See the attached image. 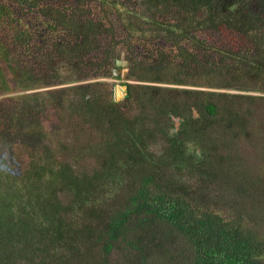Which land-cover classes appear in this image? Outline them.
<instances>
[{
	"label": "trees",
	"instance_id": "trees-1",
	"mask_svg": "<svg viewBox=\"0 0 264 264\" xmlns=\"http://www.w3.org/2000/svg\"><path fill=\"white\" fill-rule=\"evenodd\" d=\"M257 115L264 0H0V264H264Z\"/></svg>",
	"mask_w": 264,
	"mask_h": 264
},
{
	"label": "rangeland",
	"instance_id": "rangeland-1",
	"mask_svg": "<svg viewBox=\"0 0 264 264\" xmlns=\"http://www.w3.org/2000/svg\"><path fill=\"white\" fill-rule=\"evenodd\" d=\"M142 9V8H141ZM173 18V17H171ZM103 42V46H101L100 48H98L96 50L95 53H93V55H96V57H98L100 54H102L103 52V49H105V41L101 40ZM233 38L230 36V35H218L217 39L215 38V42L217 43H220L219 46H221V44L223 45H226V44H229V42H233ZM152 46H155V41H152L151 44ZM166 48V46H164V49ZM118 50H121L123 53H122V60H125V61H129V64H130V60L127 58V53H126V50L125 49H122V48H119ZM100 53V54H99ZM99 54V55H98ZM147 63L146 64H152L154 65V57L151 55H149V53H147ZM129 66V65H128ZM213 66V64H209V65H205V68L204 69H193V70H190V69H182V70H178L179 68H176V72L179 74V76L183 79H187L189 82H198L200 83L201 85L203 86H191V85H176V84H164L165 86H171V87H178V88H196V89H203V90H217V91H226L227 88H216V87H209L207 85L204 84V82L206 81V74L203 72V71H207L208 69H211V67ZM115 68V66H114ZM113 68V69H114ZM123 68V67H122ZM127 74H128V67H127ZM126 74V76H127ZM126 76L125 77H118V78H115L113 77V75H106V76H99V77H96V78H92V79H87V80H81V81H76V82H72V83H69V84H74V83H84V82H90V81H101L103 83H105L106 87L109 88V90L113 93V89H114V86L116 84H122L124 83L123 81H127V82H133V80H127L126 79ZM134 82H137V81H134ZM139 83V82H138ZM214 83V82H212ZM216 83V82H215ZM214 83V84H215ZM68 83H62V82H58V83H55L54 85H51L49 87H43V88H39V89H34V90H41V89H45V88H59V87H63V86H66V85H69ZM218 84V83H217ZM216 84V85H217ZM238 85H240L239 83H237ZM218 87V86H217ZM229 92H232V93H235V92H241L239 90H233V89H228ZM12 95V93H11ZM261 107H256L257 110H259ZM263 111L262 109L259 110V112ZM49 115H50V112H49ZM256 119L258 122L260 121H263L264 120V117L262 115H257L256 116ZM57 125V124H56ZM241 144L240 147L238 145V148H239V153H244L245 156H248L249 158H246L244 157L249 163V167L251 168V172L254 173V170L257 171L256 174H259V176L263 179V183H264V169H263V166L261 165V161L260 159L258 160L257 162V155H256V151L255 149L252 148V144H249L247 141H242L240 142ZM12 147V146H11ZM17 169H20V167H17ZM17 171V170H16ZM112 257H117L115 254L112 256Z\"/></svg>",
	"mask_w": 264,
	"mask_h": 264
},
{
	"label": "water",
	"instance_id": "water-1",
	"mask_svg": "<svg viewBox=\"0 0 264 264\" xmlns=\"http://www.w3.org/2000/svg\"><path fill=\"white\" fill-rule=\"evenodd\" d=\"M122 51L118 50L117 58L115 60V68L113 69L112 75L115 78L125 77L127 74V67L129 61L122 60ZM123 67V68H122ZM127 97V85L124 83L116 84L113 89V99L115 102H119Z\"/></svg>",
	"mask_w": 264,
	"mask_h": 264
}]
</instances>
